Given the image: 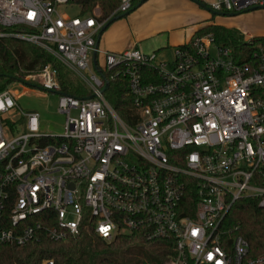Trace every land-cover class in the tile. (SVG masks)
Instances as JSON below:
<instances>
[{
    "label": "built area",
    "instance_id": "1",
    "mask_svg": "<svg viewBox=\"0 0 264 264\" xmlns=\"http://www.w3.org/2000/svg\"><path fill=\"white\" fill-rule=\"evenodd\" d=\"M70 1L0 0V40L43 49L89 92H63L49 62L0 90V244L64 240L87 220L105 241L131 232L168 240L167 264H264V253L249 256L247 241L223 226L240 198L264 208V44L244 38L242 58L211 32H194L167 56L106 51L97 35L135 0L104 19L69 15ZM198 1L221 15L264 7ZM117 79L125 117L104 95ZM28 88L57 94L61 132H40L39 113L20 107Z\"/></svg>",
    "mask_w": 264,
    "mask_h": 264
},
{
    "label": "trees",
    "instance_id": "2",
    "mask_svg": "<svg viewBox=\"0 0 264 264\" xmlns=\"http://www.w3.org/2000/svg\"><path fill=\"white\" fill-rule=\"evenodd\" d=\"M119 1L70 2L78 8L79 14H91L97 9L99 18L104 19L117 7ZM112 18L106 21L104 27ZM196 32H211L215 41L230 47L235 55L245 58L248 47L238 30L209 22ZM253 41L264 44V36L254 38ZM48 62L55 70L63 92L76 97L89 95L83 83L43 49L14 38L0 40V90L24 73ZM104 95L111 106L125 117V105L129 103L125 82L122 79L109 82ZM89 226V222L84 220L78 234L68 235L64 240L52 241L41 237L23 246L0 244V264H44L48 260L52 264H167L172 254L168 240H146L139 233L131 232L118 234L110 241H105L95 235ZM223 226L228 236L240 235L247 241L249 256L264 253V208L258 207L254 199L236 200L224 217Z\"/></svg>",
    "mask_w": 264,
    "mask_h": 264
},
{
    "label": "rangeland",
    "instance_id": "3",
    "mask_svg": "<svg viewBox=\"0 0 264 264\" xmlns=\"http://www.w3.org/2000/svg\"><path fill=\"white\" fill-rule=\"evenodd\" d=\"M208 1V0H205ZM155 2V3H154ZM153 6H150L143 14L147 15L144 19L145 22L152 18L160 17L164 21L170 22L174 25L175 30H182L185 28L196 27V23L201 17L212 18L210 21L220 24L227 25L231 24L232 28L237 29L243 38L248 37L258 38L264 35V12L262 10L252 11L241 16H218L210 14L205 11L202 7L192 6L190 0H154ZM98 13V10H94ZM69 15H77L78 9L72 7L71 11H67ZM152 13V14H151ZM204 14L208 15L207 17ZM119 20H125V32L133 35L132 25L127 23V18H120ZM167 35L166 31L153 34L151 37L141 41L138 45L140 51L149 53L155 49L167 47ZM217 42V41H216ZM218 44L222 45L220 42ZM259 43V41L254 42ZM246 46V45H245ZM169 48V47H168ZM171 48V47H170ZM22 92L23 87L19 83L14 82L12 88ZM18 104L22 109H35L40 115V126L39 130L43 133H59L62 129L63 114L57 112V94L51 92H45L36 90L33 88L26 89L19 97ZM8 120L16 119V116L7 115ZM18 131L22 129L19 122Z\"/></svg>",
    "mask_w": 264,
    "mask_h": 264
},
{
    "label": "crops",
    "instance_id": "4",
    "mask_svg": "<svg viewBox=\"0 0 264 264\" xmlns=\"http://www.w3.org/2000/svg\"><path fill=\"white\" fill-rule=\"evenodd\" d=\"M190 1L193 2V3H190L193 7L196 5L197 6L199 5L192 0ZM139 2L140 0H136L133 4V7L128 12H126L122 17H120V18H125V17L127 18V23L132 25L133 27V35L125 32L124 30L125 20H119L120 18H117L113 20L112 22H110L100 32L97 43H96L99 49H103V50L111 51V52H119V51H122L130 47H136L137 49H139L138 45L141 41L147 39L148 37H151L153 34L166 31L168 33L167 35V42H168L167 45L168 46L158 48L153 51L158 50L160 56H167L170 53V50H171L170 47L179 45L187 41L194 32H196L201 27L205 26L207 23L212 22V21H209V18L201 17L196 22L198 23L196 24L197 25L196 27H193V29L191 28L183 29L182 28V30L181 28L180 30H175L174 25H172L173 23L171 24L170 22H168L169 20L164 21V19H161L160 17H156L154 19L152 18L151 20L145 22L144 19L147 16L145 14H148V13H145V14L143 13L150 6H153L152 4L154 0H144L140 4ZM199 7L201 6L199 5ZM202 8L208 13H210L206 8L204 7ZM257 10H262L264 12V8H258V9H254L251 11L237 13L236 15H233V17L241 16V14H245V13L252 12V11L255 12ZM208 15L204 14V16L206 17ZM215 15L227 16V15H221V14H215ZM222 26L227 27V28H232L231 24L222 25Z\"/></svg>",
    "mask_w": 264,
    "mask_h": 264
},
{
    "label": "water",
    "instance_id": "5",
    "mask_svg": "<svg viewBox=\"0 0 264 264\" xmlns=\"http://www.w3.org/2000/svg\"><path fill=\"white\" fill-rule=\"evenodd\" d=\"M142 1H144V0H140L139 4H140ZM192 1L196 2V3L199 4L201 7L206 8L211 14H218V13H216V12H214V11H211V10H210L208 7H206L203 3H200V2H198V1H196V0H192ZM258 8H264V7H253V8H250V9L246 10V11H251V10H254V9H258ZM246 11H244V12H246ZM236 14H237V13H226V14H223V15L233 16V15H236ZM120 17H121V15L116 16V17L112 18V19L110 20V22H112L113 20H115V19H117V18H120ZM103 28H104V27H103ZM103 28H102V29H103ZM102 29H101V31H102ZM101 31H100V32H101ZM99 34H100V33H99ZM99 34H98L97 37H96V43H97V40H98ZM92 62L94 63V53L92 54ZM98 74L101 75L100 71H98ZM106 88H107V83L105 82L104 85H103V88L101 89V92H103Z\"/></svg>",
    "mask_w": 264,
    "mask_h": 264
},
{
    "label": "snow or ice",
    "instance_id": "6",
    "mask_svg": "<svg viewBox=\"0 0 264 264\" xmlns=\"http://www.w3.org/2000/svg\"><path fill=\"white\" fill-rule=\"evenodd\" d=\"M30 18H31V15H30Z\"/></svg>",
    "mask_w": 264,
    "mask_h": 264
}]
</instances>
